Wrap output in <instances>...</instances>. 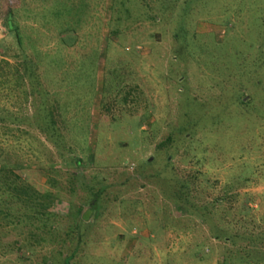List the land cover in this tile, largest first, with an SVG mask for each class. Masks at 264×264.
Masks as SVG:
<instances>
[{"label": "rangeland", "instance_id": "1", "mask_svg": "<svg viewBox=\"0 0 264 264\" xmlns=\"http://www.w3.org/2000/svg\"><path fill=\"white\" fill-rule=\"evenodd\" d=\"M1 46L42 86L0 87V168L54 215L0 186V264H264V0H0Z\"/></svg>", "mask_w": 264, "mask_h": 264}, {"label": "trees", "instance_id": "2", "mask_svg": "<svg viewBox=\"0 0 264 264\" xmlns=\"http://www.w3.org/2000/svg\"><path fill=\"white\" fill-rule=\"evenodd\" d=\"M13 12H14L13 9H10L6 12L4 24H5L6 29L9 30V34L12 35L14 33V36H16L15 38L17 40V39H20V33H19L18 28L16 27L17 25L14 23ZM20 43H21V40H20ZM1 49H2V54H0V56L3 55V53L6 54V48L4 46H1ZM37 56H39V53H37ZM36 57L35 56L26 57L25 60H23V62L17 66L11 64L5 58L0 57V87L4 88L8 85H11L12 84L11 77L13 76L15 77V83H16L15 85H17L18 87H21V85L25 83L26 78H28V81H30L31 87H35L33 85L34 80L37 81L38 84L41 83L39 86L41 87L42 82H39L41 78V74L39 73V68L41 67V63L37 60ZM6 68L13 69L16 73L9 74L8 72H6ZM26 75L28 77H26ZM45 95H49L47 91L45 92ZM43 111H44V114L42 115L43 125L41 126V124L39 123L41 133L44 136L48 137L49 139H53L57 137L58 140H61L62 134L59 131H61L62 129L60 126H58V120H57L59 117H61V114H59L60 111L58 110V107H56L55 109L52 107L46 108ZM8 112L9 111L8 109H6V107L0 106V124L2 125L4 124L6 115L8 114ZM56 114L59 116H57ZM13 117L19 118L18 116H15L14 114H12L10 118H13ZM2 128L8 130V126H3ZM168 141H170V138L168 139ZM0 156H1V153H0ZM0 175L3 176L0 181V186H2L4 189L8 188L9 190H5L6 192H10L11 190L12 194L11 196H9L13 200V203L11 204V206L16 207V208L23 207L26 210L27 215L29 216V217L27 216L28 221L32 219L33 217L39 218V223L43 222V225L46 226L47 221L52 215H54V213L49 210V207H47V203L43 202L42 199L44 197H42L41 199L40 198L41 195L39 193H36L28 182H25L22 179V177L15 174L11 169L0 168ZM99 193H101V191L98 192L93 198V200L90 202L91 207H90V210H88L84 214V219H83L84 221H86L87 219L88 220L90 219V215L94 212L95 209L97 210L99 209V198L101 197ZM240 208H241V211L249 210V208H247L246 206H241ZM6 215H7L6 218H9L12 221V222H7V224H13V225H17L21 223L22 222L21 219H23V217L25 216L24 215L22 218L19 216H16L15 217L16 220H13L9 216V213H7ZM253 225L256 226V222H253ZM256 228L257 227L252 228L253 232L248 237V239L251 241L259 239L254 234V230H256ZM214 236L217 239H220L223 235H221L218 232V233H215ZM34 238L35 236H32L27 241L28 242L27 246H29L32 249V251L35 249L34 247L36 246L35 242H33ZM224 241L231 243V245L233 244L237 245L238 237L236 236V234L233 236H225ZM251 246L253 248L250 252H254L255 247H256L255 244H249L247 247L241 249V253L238 252L239 254H241V259H247L248 250ZM14 248H17L18 250H21V251L26 249L25 246H15ZM30 248H29V251H31ZM74 253H72L70 256H67L65 260V264L71 263L72 259L75 258L76 256V253L75 254ZM232 258H234L232 255L226 256L224 263L228 264L232 260ZM259 262H255V263L258 264Z\"/></svg>", "mask_w": 264, "mask_h": 264}, {"label": "crops", "instance_id": "3", "mask_svg": "<svg viewBox=\"0 0 264 264\" xmlns=\"http://www.w3.org/2000/svg\"><path fill=\"white\" fill-rule=\"evenodd\" d=\"M59 9H60V7H59ZM64 9L66 10V12H69L67 7H65Z\"/></svg>", "mask_w": 264, "mask_h": 264}]
</instances>
